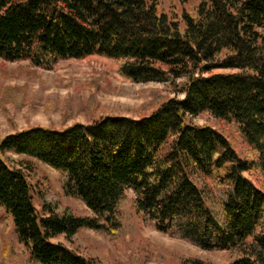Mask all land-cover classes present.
Segmentation results:
<instances>
[{
    "label": "trees",
    "instance_id": "obj_1",
    "mask_svg": "<svg viewBox=\"0 0 264 264\" xmlns=\"http://www.w3.org/2000/svg\"><path fill=\"white\" fill-rule=\"evenodd\" d=\"M158 7L159 0H0L1 60L49 70L99 56L132 83H166L182 96L137 119L103 116L0 138V207L31 264H97L54 241L72 242L81 229L115 240L129 216L127 190L157 231L225 252V264H264V0H200L180 20ZM6 100L3 93L0 105ZM203 113L232 121L242 151L188 121ZM11 155L56 171L63 195L91 216L62 208L46 182L37 210L31 168Z\"/></svg>",
    "mask_w": 264,
    "mask_h": 264
},
{
    "label": "rangeland",
    "instance_id": "obj_2",
    "mask_svg": "<svg viewBox=\"0 0 264 264\" xmlns=\"http://www.w3.org/2000/svg\"><path fill=\"white\" fill-rule=\"evenodd\" d=\"M199 1L159 0L158 11L180 20L182 13L193 14ZM218 72L221 71L214 73ZM182 81L179 79L177 83ZM3 93L8 100L0 105V138L34 127L60 130L75 123L88 124L103 116L137 119L147 116L168 99L182 97L173 93L166 83H132L118 74L113 60L99 56L61 60L49 70L26 61L0 59V99ZM188 121L216 130L237 153L242 151L241 139L232 121H218L207 113L189 117ZM11 158L31 168L26 174L37 210L40 208L37 188L46 182L51 197L62 208L79 217L91 216L81 201L63 195L56 171L33 159L16 155ZM125 194L129 216L115 240L81 229L72 242L63 237L54 242L97 264H180L184 258L208 264L226 263L225 252L201 250L143 222L132 206L133 193L127 190ZM0 264H31L1 207Z\"/></svg>",
    "mask_w": 264,
    "mask_h": 264
}]
</instances>
